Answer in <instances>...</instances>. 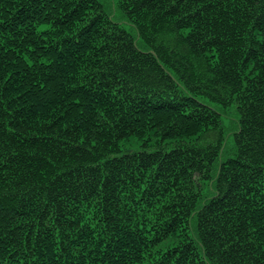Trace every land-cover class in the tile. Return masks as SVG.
I'll return each instance as SVG.
<instances>
[{"label": "trees", "instance_id": "16d2710c", "mask_svg": "<svg viewBox=\"0 0 264 264\" xmlns=\"http://www.w3.org/2000/svg\"><path fill=\"white\" fill-rule=\"evenodd\" d=\"M115 3L0 0V264H264V0Z\"/></svg>", "mask_w": 264, "mask_h": 264}, {"label": "rangeland", "instance_id": "374dc122", "mask_svg": "<svg viewBox=\"0 0 264 264\" xmlns=\"http://www.w3.org/2000/svg\"><path fill=\"white\" fill-rule=\"evenodd\" d=\"M99 2L104 5L105 10L108 14H112L117 21H121L120 12L118 11V7H116L115 0H99ZM237 118V115L232 113L227 114V116L224 118L225 125L227 126V132L233 131L232 124H236ZM233 137L234 134L231 133L229 135L230 141L233 140Z\"/></svg>", "mask_w": 264, "mask_h": 264}]
</instances>
